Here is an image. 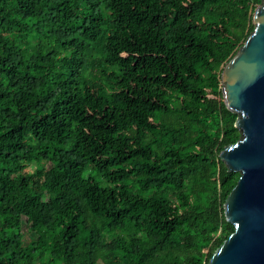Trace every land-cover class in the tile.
<instances>
[{"label":"trees","instance_id":"trees-1","mask_svg":"<svg viewBox=\"0 0 264 264\" xmlns=\"http://www.w3.org/2000/svg\"><path fill=\"white\" fill-rule=\"evenodd\" d=\"M259 2L0 0V264L208 263Z\"/></svg>","mask_w":264,"mask_h":264},{"label":"water","instance_id":"water-1","mask_svg":"<svg viewBox=\"0 0 264 264\" xmlns=\"http://www.w3.org/2000/svg\"><path fill=\"white\" fill-rule=\"evenodd\" d=\"M251 21L253 29L220 73L222 100L237 115L239 137L218 157L239 176L223 203L233 231L207 264H264V0Z\"/></svg>","mask_w":264,"mask_h":264},{"label":"rangeland","instance_id":"rangeland-1","mask_svg":"<svg viewBox=\"0 0 264 264\" xmlns=\"http://www.w3.org/2000/svg\"><path fill=\"white\" fill-rule=\"evenodd\" d=\"M86 74L89 76L93 75L94 73L90 71V68L87 70ZM34 169L33 163H27L26 167L24 168L25 172H31ZM35 234L32 232L26 231V228L24 227V236H23V243H27L29 240L35 238Z\"/></svg>","mask_w":264,"mask_h":264}]
</instances>
